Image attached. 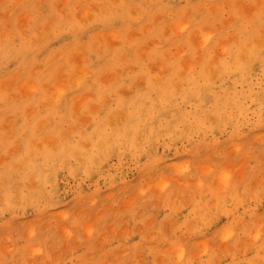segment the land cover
<instances>
[{"label": "rangeland", "instance_id": "rangeland-1", "mask_svg": "<svg viewBox=\"0 0 264 264\" xmlns=\"http://www.w3.org/2000/svg\"><path fill=\"white\" fill-rule=\"evenodd\" d=\"M0 264H264V0H0Z\"/></svg>", "mask_w": 264, "mask_h": 264}, {"label": "bare ground", "instance_id": "bare-ground-1", "mask_svg": "<svg viewBox=\"0 0 264 264\" xmlns=\"http://www.w3.org/2000/svg\"><path fill=\"white\" fill-rule=\"evenodd\" d=\"M12 50V49H11ZM13 52L15 51V50H12ZM138 110H137V108H134V113H136ZM71 146V148H73V145H70ZM62 151H63V153H65V150H68L69 152H75L74 150H72V149H69L68 148V145L66 144V143H63L62 144ZM76 147H74L73 149H75ZM6 188H8V186H6Z\"/></svg>", "mask_w": 264, "mask_h": 264}]
</instances>
